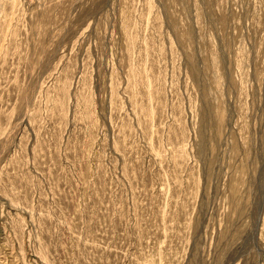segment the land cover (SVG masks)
<instances>
[{"label":"rangeland","instance_id":"rangeland-1","mask_svg":"<svg viewBox=\"0 0 264 264\" xmlns=\"http://www.w3.org/2000/svg\"><path fill=\"white\" fill-rule=\"evenodd\" d=\"M0 264H264V0H0Z\"/></svg>","mask_w":264,"mask_h":264}]
</instances>
